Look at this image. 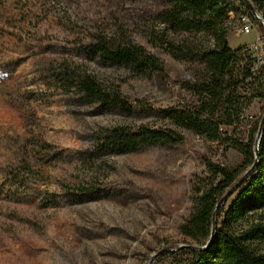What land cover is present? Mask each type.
<instances>
[{
  "label": "rangeland",
  "instance_id": "rangeland-1",
  "mask_svg": "<svg viewBox=\"0 0 264 264\" xmlns=\"http://www.w3.org/2000/svg\"><path fill=\"white\" fill-rule=\"evenodd\" d=\"M153 6L151 0H0V264H181L187 259L172 251L192 242L180 227L194 211L193 185L204 176L203 159L235 169L241 155L187 130H180L183 142L170 148L100 153L98 138L108 130L165 122L155 114L127 115L83 104L52 79L65 67L130 103L157 110L192 106L196 98L180 83L196 82L201 65L150 46ZM237 9L227 20L228 46L235 50L258 40L261 50L246 55L258 68L264 63V0L249 16V34L240 32ZM119 33L155 55L164 76H139L92 55L94 38ZM246 63L231 70L228 82L243 79ZM263 113L264 101L254 98L236 127L220 130L245 140ZM260 218L264 212L238 228ZM252 247L264 253V244Z\"/></svg>",
  "mask_w": 264,
  "mask_h": 264
},
{
  "label": "trees",
  "instance_id": "trees-1",
  "mask_svg": "<svg viewBox=\"0 0 264 264\" xmlns=\"http://www.w3.org/2000/svg\"><path fill=\"white\" fill-rule=\"evenodd\" d=\"M153 28L147 41L154 49L168 53L177 61L199 63L201 76L196 82L180 87L196 98L192 106L157 110L140 101L130 103L117 92L100 86L93 78L63 67L53 72L54 82L65 92L72 91L83 104H99L127 115H157L164 126L118 127L98 138L96 151L127 155L155 146L170 148L183 142L180 130L205 137L238 152L242 161L235 169L203 159L204 176L193 185L194 211L180 227L191 243L172 251L186 255L181 264H264V253L252 244H264V219L239 224L264 212V113L249 128L245 140L221 132L222 127H236L245 109L256 98L264 101V63L256 68L247 46L231 49L227 20L240 9L252 16L251 9L262 8L263 0H151ZM197 36L206 37L205 43ZM92 55L106 63H115L143 77H163L164 66L144 47L122 33L98 36L89 45ZM246 60V72L239 82L230 81L231 70ZM258 75L255 77L254 73ZM246 80L256 82H246ZM244 86L248 90H244ZM246 92L242 95L241 92ZM258 134L260 139L258 140ZM226 148L222 151L224 154ZM258 155L256 159L255 156ZM256 163V164H255ZM255 165V166H254ZM254 166L237 189L218 208L219 201ZM229 204L226 206L227 202Z\"/></svg>",
  "mask_w": 264,
  "mask_h": 264
},
{
  "label": "built area",
  "instance_id": "built-area-1",
  "mask_svg": "<svg viewBox=\"0 0 264 264\" xmlns=\"http://www.w3.org/2000/svg\"><path fill=\"white\" fill-rule=\"evenodd\" d=\"M240 20H241V24H242V26L240 28V32L242 34H249L252 30L250 17L247 15H241ZM247 48L250 51V53H253V54L258 53L261 50V46H260L258 40H256V42L253 43L252 45H248Z\"/></svg>",
  "mask_w": 264,
  "mask_h": 264
},
{
  "label": "water",
  "instance_id": "water-1",
  "mask_svg": "<svg viewBox=\"0 0 264 264\" xmlns=\"http://www.w3.org/2000/svg\"><path fill=\"white\" fill-rule=\"evenodd\" d=\"M251 12H252V15L253 16H255V13H254V11L251 9ZM260 139V134H258V140ZM255 158L257 159L258 158V155L256 154V156H255ZM256 164V163H255ZM255 166V165H254ZM254 166L238 181V183L237 184H235L228 192H227V194L219 201V203H218V205H217V207L216 208H218L219 206H220V204L226 199V198H228L229 196H230V194L232 193V192H234L236 189H237V187H238V185L242 182V180L244 179V178H246L249 174H250V172L252 171V169L254 168ZM162 253H165V251L163 250V251H161L159 254H157L156 256H158V255H160V254H162Z\"/></svg>",
  "mask_w": 264,
  "mask_h": 264
}]
</instances>
